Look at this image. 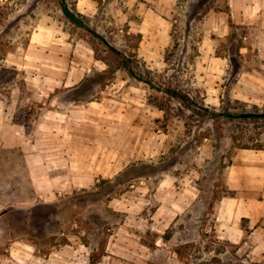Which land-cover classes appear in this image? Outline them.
Wrapping results in <instances>:
<instances>
[{
    "label": "rangeland",
    "instance_id": "obj_1",
    "mask_svg": "<svg viewBox=\"0 0 264 264\" xmlns=\"http://www.w3.org/2000/svg\"><path fill=\"white\" fill-rule=\"evenodd\" d=\"M96 2L94 15L87 16L94 31L118 51L137 56L160 84L196 96L200 89L193 77L205 19L227 10V0ZM46 23L57 27L56 42L31 43L32 34L50 33L44 29ZM242 31L239 37L232 29L220 45L229 68L222 102L215 109L258 116L199 118L170 102L165 119L164 112L147 103L148 97L160 101L163 97L118 68V58L90 32L68 23L57 0H0V102L4 103L0 113L11 118L0 127V162L22 147L26 149L23 171L38 173L50 163L62 170L90 172L93 178L92 185L80 189L53 186L45 191L53 198L50 203L3 208L0 236L7 232L13 239L29 240L42 256L70 244L69 240L82 243L94 249L90 257L99 258L100 264L112 224L123 220L127 206L138 207L132 213L150 216L168 201V171H172L183 184L194 178L193 191L205 202L199 236L190 223L178 227L173 249L182 251L183 260L178 259L186 264H214V259L221 264H264V237L250 239L247 219L242 218V234L239 229L232 232V240L238 239L235 244L218 239L215 232L219 201L226 197L246 201L244 215L255 214L258 201H264V191L241 193L227 187L230 171L238 179L249 163L264 160V94L239 83L243 71L264 81V70L254 65L257 51L253 52L261 39L258 31ZM244 45L252 49L245 59L240 54ZM106 134L112 141L102 139ZM116 148L124 155L123 170L103 179L101 173L110 174ZM3 165L0 173H6ZM5 175H0V201H11L8 185L15 183L7 175L6 185ZM33 179L41 187L42 180ZM25 195L23 189L22 199ZM143 205L147 207L141 212ZM171 233L167 230L165 237ZM0 252L6 255L4 243Z\"/></svg>",
    "mask_w": 264,
    "mask_h": 264
},
{
    "label": "crops",
    "instance_id": "obj_2",
    "mask_svg": "<svg viewBox=\"0 0 264 264\" xmlns=\"http://www.w3.org/2000/svg\"><path fill=\"white\" fill-rule=\"evenodd\" d=\"M96 3L94 0H78L77 10L85 16L94 15ZM205 21L206 29L198 42V56L195 61L196 70H194L193 78L197 81L196 84L205 104L212 108H219L223 84L229 68L227 58L220 54V45L229 39L232 29L239 37H241L239 31L242 30L249 33L259 32L258 38L261 41L253 46V52L257 51L254 65L264 70V0H227V10L212 12ZM44 29L49 30L50 33L44 34L43 37L34 33L30 42H37L38 46L54 44L58 34L57 27L46 23ZM244 39L247 40L245 36ZM240 49V54L244 59L252 51L248 45H244ZM68 76L71 77V72L68 73ZM239 83L246 87H253L260 94H264V81L250 72H241ZM3 105L4 103L0 102V107ZM9 118L2 111L0 127L8 124L7 121L11 119ZM102 139L112 141L113 138L106 134ZM119 139L118 135L117 140ZM18 142L21 144L22 140ZM25 151L26 149L22 147L14 149L3 162H0L6 166V173L2 172L0 175H10L15 183V185L13 183L8 185L9 178L5 175L4 183L10 186L11 201H0V210L15 205L29 208L38 202L50 203L53 198L45 191L53 186L80 189L82 186L93 184L90 172L78 173L62 170L59 168L60 166L55 167L50 163L47 166L44 164L38 173L23 171L20 167L24 163ZM116 152V159L110 163V174L106 177L101 173L103 179L113 178L123 170L120 158L124 155L119 148H116ZM106 158H109L108 152ZM199 176L200 172L196 173L197 180ZM33 178L42 180L41 187ZM192 185H197L194 178L190 177L183 184L172 171H168V201L160 203L154 214L144 216L142 213H138L139 211L132 213L133 208L138 207L127 206L123 210V220L115 225L112 224L113 232L107 236L100 264H186L178 259L176 251L173 249L180 234L178 227L184 222L190 223V226L194 225L196 236H199V223L205 215V202L195 194ZM185 187L187 188L185 189ZM227 187L230 190L241 191V193L264 191V160L260 159L257 163H249L238 179H234L230 171ZM23 189L26 191L24 199H22ZM189 194L192 197L188 198ZM223 200L231 203H223ZM223 200L216 204L214 213L215 232L218 239H225L235 244L238 239L232 240V232L239 229L242 234V218L248 220L250 239L257 236L264 237V201H258L255 214L244 215V213L241 214V210L247 206L246 201L233 197H226ZM233 205H235L233 209H225V207ZM146 207L147 205L140 206L139 210L143 212ZM161 210H164V213ZM238 212H240L239 217ZM148 228H151V231H148ZM170 229H172V235L165 237L166 231ZM149 236L153 241H148ZM3 243L6 255L0 252V264H90V255L94 251L93 248L85 244L77 242L72 244L69 240L70 244L54 249L48 256H42L37 252L32 242L13 239L7 232L0 236V247Z\"/></svg>",
    "mask_w": 264,
    "mask_h": 264
},
{
    "label": "trees",
    "instance_id": "obj_3",
    "mask_svg": "<svg viewBox=\"0 0 264 264\" xmlns=\"http://www.w3.org/2000/svg\"><path fill=\"white\" fill-rule=\"evenodd\" d=\"M57 3L59 5V10L68 23L77 28L84 29L90 32L95 38L98 39L100 45H102L106 50L110 51L118 58V68L125 70L131 78L147 86L149 91L156 92L159 96L163 97L162 101H160L156 97H148L147 103L149 106L161 112H164L165 119L168 118V103L170 102H177L183 109L191 112L193 115L199 118H210L212 120H216L220 117H224L227 119H234L241 116L246 118L256 117L254 115H235L230 111L217 112L215 108H212L205 104L204 99L200 95V92H196V96H192L190 92H188L184 88L173 87L168 83L160 84L150 71L142 68L139 63L140 60L137 56H128L118 51L117 49L112 47L103 36L94 31L87 24L89 18L79 13L77 10L78 0H57ZM100 60L106 62V59ZM108 73L109 75L114 74L111 70ZM261 118L264 119V116ZM257 149H260V147H258ZM176 254L178 258L183 260V253L181 250L177 249ZM98 259L99 258H94V256L92 255L90 257V264H97ZM213 262L214 264H221V261L219 259H214Z\"/></svg>",
    "mask_w": 264,
    "mask_h": 264
},
{
    "label": "water",
    "instance_id": "obj_4",
    "mask_svg": "<svg viewBox=\"0 0 264 264\" xmlns=\"http://www.w3.org/2000/svg\"><path fill=\"white\" fill-rule=\"evenodd\" d=\"M255 116H258V115H255Z\"/></svg>",
    "mask_w": 264,
    "mask_h": 264
}]
</instances>
